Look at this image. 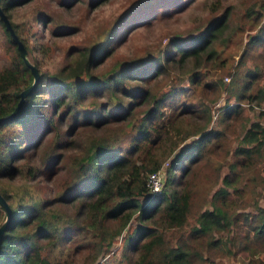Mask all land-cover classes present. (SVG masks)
<instances>
[{"label": "trees", "instance_id": "1", "mask_svg": "<svg viewBox=\"0 0 264 264\" xmlns=\"http://www.w3.org/2000/svg\"><path fill=\"white\" fill-rule=\"evenodd\" d=\"M28 1L0 0V8L27 54L31 52L27 38L11 19V11ZM244 15L252 16V32L235 64L225 67L226 82L222 62H215L219 51L214 42L225 36L227 8L189 41L169 40L171 47L162 52L113 65L109 73L92 75L89 69L106 57L110 35L75 54L68 49L67 61L51 75L38 72V81L24 96L19 111L0 122V194L11 212L0 240V264H79L74 255L88 247L92 253L89 261H93L132 216L136 224L126 231L123 247L134 252L135 258L126 264H215L214 258L229 251L235 240L226 239L223 233L250 222L253 240L264 244V204L254 203L250 215L236 210L243 192L238 167H246V177L252 179L250 173L264 159V125L247 119L239 134L233 126L240 101H264V81L257 82L264 77V53L249 63L246 57L248 49L257 44L264 49V18L253 5L245 7ZM36 18L47 22L40 13ZM0 30L10 51L9 66L0 68V116H5L19 92L31 84L32 74L1 19ZM188 59L192 61L187 71L170 75L175 64ZM177 78V83L185 81L191 89H215L212 100L223 90L225 100L236 103L224 108L213 126H208L211 108L203 102L204 94L183 96L182 86L174 82ZM184 114H196V124L185 122ZM257 114L264 116L261 110ZM233 137L234 146L224 152L230 160L213 162L205 150L208 140L214 143ZM176 145L179 149L164 169L162 188L148 192L146 173L156 170L160 158ZM217 146L218 142L213 144ZM68 150L73 154L67 156L68 182L44 196L42 192L50 187L41 186V175L49 176L54 164L66 159ZM203 161L208 175L219 185L211 191L208 206L188 225L190 191L184 183L183 188L175 189V178ZM222 165L226 170L220 172ZM260 188L259 199L264 202V179ZM3 219L0 206V223ZM114 219L117 225L111 230L107 222ZM154 221L159 226L150 225ZM245 238L247 244L241 249L251 250L246 234Z\"/></svg>", "mask_w": 264, "mask_h": 264}, {"label": "rangeland", "instance_id": "2", "mask_svg": "<svg viewBox=\"0 0 264 264\" xmlns=\"http://www.w3.org/2000/svg\"><path fill=\"white\" fill-rule=\"evenodd\" d=\"M252 5L253 10L259 11L261 19H263L264 0H97L95 3L94 0H71L67 3H64V0H30L15 7L11 11V19L17 23L18 27L23 28L21 33L27 38L26 43L31 49V55L30 53L27 54L26 51L27 60L36 67L38 72H45L48 76L67 61L65 54L68 49L75 50V54L91 43L106 40L107 36L110 35L106 57L99 65L89 69L92 75L99 76L109 73L113 65L119 66L128 60L145 54L152 56L162 52L165 48L171 47L169 40L174 42L189 41L191 37L196 36L202 30L212 17L227 8L228 19L225 36L222 35L214 42V46L219 51L218 59L215 62H222L224 66L221 72L222 79L226 82L227 78L225 79V77L229 78V74L225 73V67L235 64L245 45L247 36L252 32L249 27L253 24L252 16L247 17L244 15L245 7ZM126 9L128 11H125ZM122 12H124L123 15L118 17ZM38 13L45 16L47 22L43 24V18H36ZM62 28L67 31H63ZM4 41L5 37L0 30V68L2 64L7 67L10 63V51L6 49ZM248 52L249 54L246 56L247 63H249V60L253 61L255 58H259L264 53V49L260 44H257L256 48L251 51L248 49ZM191 61V59H188L181 65L175 64L170 75H181L182 70L188 69V63ZM180 77L178 78L180 79ZM71 78H74V76ZM178 78L174 80L175 83L178 82ZM263 81L264 77L257 82L261 83ZM178 84L184 90L183 96L197 97L200 93L204 94L203 102L206 101L211 108V118L208 124L211 127L224 108L236 103L234 99L226 101L223 90L212 100L216 92L213 88L199 91V88H189L185 81H180ZM169 86L170 82L165 85L166 88ZM238 104L241 110L238 115L233 116L235 120L233 126L238 130V134L242 131L243 127L241 126L248 124L247 119L258 120L264 125V116L257 114L260 111L261 103H247L244 100ZM181 117L185 122L196 124V114H184ZM235 137L225 141L222 139L220 141L216 140L214 143H210V140H208L205 145L208 157L217 164L229 161L231 157H225L226 153L224 154V152L227 148L234 146ZM188 139L183 142H187ZM126 141L127 139H125ZM217 142L218 146L213 147V144ZM177 143L179 144V142ZM178 149L179 147L176 145L172 152L165 155L164 158H160L161 161L157 169H160L163 173L162 181L165 180L164 169L173 153ZM67 156L73 157L70 150L66 151V159L61 158L58 160L59 162H56L57 164H54L53 169H50L49 176L46 173L41 175V186L44 188L45 186L50 187L44 189L42 192L44 196H48L51 188L59 190L68 182L71 176V168ZM40 161L42 160L40 159ZM225 170L222 165L220 172ZM238 170L241 177L239 183L243 188V192L236 210L250 215L254 212V208H252L254 203L264 204L259 199L260 183L264 179V159L257 163L256 171L250 173L254 176L252 179H247L246 167H238ZM183 183L186 184L184 188H189L190 191L191 208L189 221H187V224L190 225L193 223L194 215L203 207L208 206L207 199H209L211 191L219 185V182L215 183L214 178L208 175V170L203 161V163H195L187 174L177 175L174 188H183ZM162 186L163 183L161 188ZM133 217L117 235L111 237L110 246L107 249H101L93 261H89L92 253L89 251L90 247H88L74 255L75 262L79 264L104 260L112 264L131 262L130 260L135 258L133 256L135 254L124 249L123 246L125 238H128L125 236L126 231L136 224V219ZM156 221L150 223V225L159 226L158 223H155ZM107 225L111 230H114V226L117 225L116 219L109 220ZM252 226V222L240 224L234 226L229 234L223 233V237L226 239L234 237L235 240L229 246V251L224 252L221 257L214 258L215 264H264V259H262L264 244L256 243L253 240ZM245 234L249 245L253 246L251 250L250 248L241 249L243 245L247 244ZM129 238L132 239V236ZM253 260L254 262H251Z\"/></svg>", "mask_w": 264, "mask_h": 264}, {"label": "water", "instance_id": "3", "mask_svg": "<svg viewBox=\"0 0 264 264\" xmlns=\"http://www.w3.org/2000/svg\"><path fill=\"white\" fill-rule=\"evenodd\" d=\"M0 19L3 22L4 26L6 27V29L8 30V33L10 34V36L12 37V39L14 40L15 44H16V48L18 50V53L20 55V57L22 58V60L24 61V63L29 67L30 72L32 74V82L29 86L23 88L20 92H19V98L16 102V104L14 105V107L12 108V110L5 116H0V122L7 120L11 117H13L20 109L24 96L33 88V86L36 84V82L38 81V71L36 69V67L34 65H32L26 58L25 54H26V49L23 46L22 42L17 38L16 34L14 33L11 24L8 20V18L6 17L5 13L2 11V9L0 8ZM0 206L3 209L4 212V219L3 221L0 223V240H1V236L3 231L5 230V228L7 227V223L10 219V208L8 206V204L6 203V201L4 200V198L1 196L0 194Z\"/></svg>", "mask_w": 264, "mask_h": 264}, {"label": "built area", "instance_id": "4", "mask_svg": "<svg viewBox=\"0 0 264 264\" xmlns=\"http://www.w3.org/2000/svg\"><path fill=\"white\" fill-rule=\"evenodd\" d=\"M227 77H225L226 79ZM260 110L264 112V101L260 104ZM162 171L160 169H156L154 171H150L146 173L145 176V185L147 187L148 192L156 193L160 190L162 181Z\"/></svg>", "mask_w": 264, "mask_h": 264}]
</instances>
